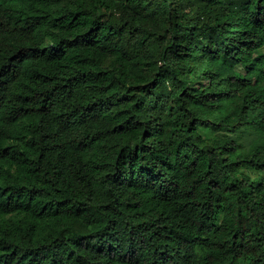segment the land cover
I'll return each mask as SVG.
<instances>
[{
    "label": "trees",
    "instance_id": "trees-1",
    "mask_svg": "<svg viewBox=\"0 0 264 264\" xmlns=\"http://www.w3.org/2000/svg\"><path fill=\"white\" fill-rule=\"evenodd\" d=\"M0 264H264V0H0Z\"/></svg>",
    "mask_w": 264,
    "mask_h": 264
},
{
    "label": "rangeland",
    "instance_id": "rangeland-1",
    "mask_svg": "<svg viewBox=\"0 0 264 264\" xmlns=\"http://www.w3.org/2000/svg\"><path fill=\"white\" fill-rule=\"evenodd\" d=\"M249 139H246V141H248Z\"/></svg>",
    "mask_w": 264,
    "mask_h": 264
}]
</instances>
